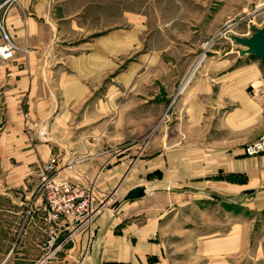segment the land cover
Returning a JSON list of instances; mask_svg holds the SVG:
<instances>
[{"label":"crops","instance_id":"1","mask_svg":"<svg viewBox=\"0 0 264 264\" xmlns=\"http://www.w3.org/2000/svg\"><path fill=\"white\" fill-rule=\"evenodd\" d=\"M155 1L17 0L3 15L19 50L0 58V264L10 256L41 264L51 229L58 239L47 264H264L250 199L232 205L264 195V153L243 152L264 135V94L253 74H195L183 90L180 137L156 152L134 141L120 149L100 124L111 101L150 88L153 99L156 83L171 85L173 54L202 45L201 32L186 27L156 44V27L170 30L177 18L156 24ZM51 159L57 167L48 173ZM46 175L89 188L98 213L90 222L48 221ZM139 186L146 196L124 201ZM203 199L218 204H192ZM187 221L188 232L176 231Z\"/></svg>","mask_w":264,"mask_h":264},{"label":"rangeland","instance_id":"2","mask_svg":"<svg viewBox=\"0 0 264 264\" xmlns=\"http://www.w3.org/2000/svg\"><path fill=\"white\" fill-rule=\"evenodd\" d=\"M155 2L156 16L161 20L157 22L158 18L156 17V24L173 15L177 18L175 23L177 26L170 28V30L164 31L160 27H156V44L161 43L162 34L164 35V33L168 34L170 32L172 35L180 32L182 36L186 31V27V29L191 28L189 31L197 30V35L201 32L202 45L200 47V44L197 43V50L193 53H188L187 48L182 47L181 52L173 54L171 59L172 65L175 66L170 72L171 85L156 83L153 99H148L152 92L149 87L148 91L144 90L143 97L124 95L117 101H111L112 110L108 109L110 111L108 116L103 118L100 124H108L106 135L113 138V142H117V147L121 146L120 149L130 146L131 142L134 141L140 151L147 144H150L156 152L162 149L163 142L167 144L176 143L180 137V133L177 131V123L182 120L180 110H182L181 100L184 89L181 92L179 90L194 64L201 57L202 60L191 78L198 72L202 73L207 70L215 77L229 75L240 79L245 77L246 74H253V78L264 81V72L257 56L247 54L241 56L238 54L237 49L242 47L232 40V37H249L252 35L253 29L263 26L264 0H156ZM179 24H181L180 27H178ZM176 37H180V34ZM185 67L186 72L184 71ZM108 85L109 81L107 82ZM258 89L259 93L264 94V87ZM147 92L148 94H146ZM147 96L149 97L147 98ZM109 99L110 97L106 100L108 103H110ZM116 108L129 109V111L132 109L133 111L131 113L126 111L124 115L117 117L114 113ZM150 113H153L154 116H151ZM153 123L154 128H152ZM120 133H122V136ZM232 178L236 184L244 181L243 176L240 175H235ZM245 199H250V202L245 204L251 206L250 217L253 222L254 239H263L264 242V207L259 208L256 205L264 203H260L263 201L264 195H241L235 198L232 205L234 207L237 204L241 205ZM213 201H215V198H213ZM213 201L203 199V201H195L192 204L195 203L204 207L206 204H218ZM239 208L241 206H238L234 212L238 213ZM206 210L210 211V209ZM205 215L210 216L209 213ZM172 226L166 229L165 233L175 231ZM175 226L178 227L176 231L184 232L189 230L190 226H193V222L180 223ZM165 237L166 240L174 244L181 240L168 237V235ZM43 248L45 255L41 256V264H47L46 259L49 250L45 246ZM14 258L15 256H10L9 264H19ZM171 258L177 260L178 256H171Z\"/></svg>","mask_w":264,"mask_h":264},{"label":"built area","instance_id":"3","mask_svg":"<svg viewBox=\"0 0 264 264\" xmlns=\"http://www.w3.org/2000/svg\"><path fill=\"white\" fill-rule=\"evenodd\" d=\"M17 0H3L0 5V35L2 43L0 44V58L9 59L19 48L13 42L8 34L4 24V14L6 10L15 4ZM26 52V51H25ZM260 87H264V81L260 80ZM243 152L248 157H255L264 153V135L258 140L248 143L244 146ZM57 162L51 159L49 164L44 167L48 173L55 172ZM66 167L73 168V162L70 161ZM42 189L45 197L46 219L51 222H58L62 219H70L77 222H90L98 213L95 205V197L89 188L79 184H73L68 180H57L53 176L46 175L42 181ZM58 239L57 231L51 229L48 231V237L45 241V248L50 250L54 248Z\"/></svg>","mask_w":264,"mask_h":264},{"label":"water","instance_id":"4","mask_svg":"<svg viewBox=\"0 0 264 264\" xmlns=\"http://www.w3.org/2000/svg\"><path fill=\"white\" fill-rule=\"evenodd\" d=\"M232 40L244 49L240 51L241 56L246 54L257 56L264 72V24L261 28L253 29V33L249 37H232ZM144 196H146L145 188L139 186L129 190L124 197V201L136 200Z\"/></svg>","mask_w":264,"mask_h":264},{"label":"bare ground","instance_id":"5","mask_svg":"<svg viewBox=\"0 0 264 264\" xmlns=\"http://www.w3.org/2000/svg\"><path fill=\"white\" fill-rule=\"evenodd\" d=\"M202 60V57L194 64L192 70L190 71V73L188 74V76L186 77V79L184 80V82L181 85V88L179 90V92H181L184 87L187 85V83L189 82V80L191 79L193 73L195 72V70L197 69V67L199 66L200 62ZM260 81V80H259ZM261 82V81H260Z\"/></svg>","mask_w":264,"mask_h":264}]
</instances>
